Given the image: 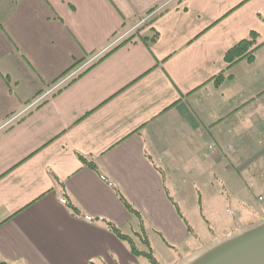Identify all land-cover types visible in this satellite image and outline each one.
<instances>
[{
	"label": "crops",
	"instance_id": "obj_1",
	"mask_svg": "<svg viewBox=\"0 0 264 264\" xmlns=\"http://www.w3.org/2000/svg\"><path fill=\"white\" fill-rule=\"evenodd\" d=\"M250 32L254 61L227 68ZM258 173L264 0H0V263L149 264L106 221L175 264L264 219Z\"/></svg>",
	"mask_w": 264,
	"mask_h": 264
},
{
	"label": "water",
	"instance_id": "obj_2",
	"mask_svg": "<svg viewBox=\"0 0 264 264\" xmlns=\"http://www.w3.org/2000/svg\"><path fill=\"white\" fill-rule=\"evenodd\" d=\"M175 264H264V219L215 238Z\"/></svg>",
	"mask_w": 264,
	"mask_h": 264
},
{
	"label": "trees",
	"instance_id": "obj_3",
	"mask_svg": "<svg viewBox=\"0 0 264 264\" xmlns=\"http://www.w3.org/2000/svg\"><path fill=\"white\" fill-rule=\"evenodd\" d=\"M128 40L129 39H127L126 41H128ZM153 41H154V39L151 40V42H153ZM258 48H259V46H258V36L254 32H250L249 35L247 36V38L239 41L237 44H235L233 47H231L224 54L223 61L227 65V68L230 67L231 65L237 63L240 60H245L248 64H251L254 61V54H255V52H256V50ZM81 75H79L76 78H74L67 85H70L71 83H73ZM227 80H231V76H225L224 73H220V74H218L217 76H215L213 78V85L215 87H219L220 85L223 84V82H225ZM59 91H57L56 93H58ZM80 159L83 162V164H85L86 167H88L89 169H91L92 171H94L95 173H97L100 176V178L106 184H108L111 187V189L113 190V192L117 196L118 200L122 203V205L124 206V208L131 215H133L134 217H136L139 220L140 224H141L140 215L123 199V197L121 196V194L119 193V191L116 188H114L108 182V180L105 177H103L101 175V173L98 171V169L95 166V164L92 163V162H90V161H86L85 159H83L81 157H80ZM61 194H62V196H61L62 202L66 206V208L69 210V212L73 216H75V217H82L81 214H80V212L69 202L66 194L64 192H61ZM169 200H170V198H169ZM173 205L175 207V204L174 203H173ZM175 210H176L177 214L179 215V217L182 219V221L186 224V222L184 221V219L180 216V214H179V212H178V210H177L176 207H175ZM104 222H105L106 227L109 230V232H111L119 240L124 241L125 243H127V245L129 246L130 252L132 254L143 257L149 264H158V262L156 261V259L153 256V253H152L151 249L149 248L148 244H146L147 250L145 252H139L136 249V247L134 246V244L131 241L130 237L125 236V235H122L113 224H111L109 222H106V221H104ZM187 231L190 232V229L188 227H187ZM0 264H5V263H0Z\"/></svg>",
	"mask_w": 264,
	"mask_h": 264
},
{
	"label": "built area",
	"instance_id": "obj_4",
	"mask_svg": "<svg viewBox=\"0 0 264 264\" xmlns=\"http://www.w3.org/2000/svg\"><path fill=\"white\" fill-rule=\"evenodd\" d=\"M160 10V8L153 10L150 14H148L145 18H143L139 24L137 26H140L142 24L147 23V21L152 18L158 11ZM116 42V41H115ZM114 42V43H115ZM80 71V69L76 70V71H72L71 73H69L67 76H65L63 79H61L59 82H57L53 87H51L49 90H47L42 96H40L39 98L35 99L34 102L31 104V106H29L26 110H28L29 108L33 107L34 105L38 104L43 98L51 95L53 92H55L59 87H61L62 85H64L66 82H68L71 78H73L78 72ZM12 121H14V118L5 122V124L1 127L4 128L5 126L9 125L10 123H12ZM209 149L214 150L216 149V143L215 142H211ZM261 178H263V176H260ZM259 200H261V198H259Z\"/></svg>",
	"mask_w": 264,
	"mask_h": 264
},
{
	"label": "rangeland",
	"instance_id": "obj_5",
	"mask_svg": "<svg viewBox=\"0 0 264 264\" xmlns=\"http://www.w3.org/2000/svg\"><path fill=\"white\" fill-rule=\"evenodd\" d=\"M226 153V152H225ZM256 170V169H255ZM259 175V173L257 174ZM259 179L263 180V178H260L258 176ZM253 197L254 199H256L257 197V191H253ZM135 245L137 246V248L139 250H144V244H142L138 239H134ZM152 248V250L155 252V255L153 253L154 258L158 259L162 264H168L169 263V258L171 255L170 251H168L165 247H163L162 244L159 245V243H157V241H153L152 246H150Z\"/></svg>",
	"mask_w": 264,
	"mask_h": 264
}]
</instances>
